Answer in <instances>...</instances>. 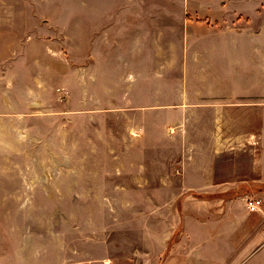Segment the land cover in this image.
<instances>
[{"label": "rangeland", "instance_id": "obj_1", "mask_svg": "<svg viewBox=\"0 0 264 264\" xmlns=\"http://www.w3.org/2000/svg\"><path fill=\"white\" fill-rule=\"evenodd\" d=\"M88 38L0 30V264H247L245 197L258 193L187 188L184 165L196 159L185 154L199 146L169 140L162 110H88V98L96 107L121 99L98 78L88 89ZM46 49L79 66L74 95L60 96L55 72L48 99ZM69 100L80 111L75 128L58 110Z\"/></svg>", "mask_w": 264, "mask_h": 264}, {"label": "crops", "instance_id": "obj_2", "mask_svg": "<svg viewBox=\"0 0 264 264\" xmlns=\"http://www.w3.org/2000/svg\"><path fill=\"white\" fill-rule=\"evenodd\" d=\"M17 29L88 31V89L98 78L104 93L121 95L100 107L88 98V110L164 111L169 140L199 146L185 154L196 159L184 165L187 188L248 189L264 200V0H0V30ZM60 54L42 58L49 100L55 72L61 97L79 81V66L57 63ZM69 102L58 110L75 128L80 111ZM249 212L247 264H264V201Z\"/></svg>", "mask_w": 264, "mask_h": 264}, {"label": "built area", "instance_id": "obj_3", "mask_svg": "<svg viewBox=\"0 0 264 264\" xmlns=\"http://www.w3.org/2000/svg\"><path fill=\"white\" fill-rule=\"evenodd\" d=\"M246 205L249 211L259 210L263 204V197L257 194H249L245 197Z\"/></svg>", "mask_w": 264, "mask_h": 264}]
</instances>
